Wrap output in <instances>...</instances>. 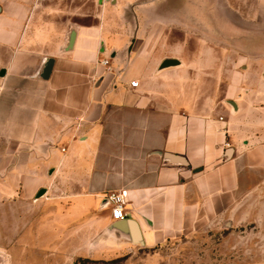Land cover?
I'll list each match as a JSON object with an SVG mask.
<instances>
[{
    "label": "crops",
    "instance_id": "crops-1",
    "mask_svg": "<svg viewBox=\"0 0 264 264\" xmlns=\"http://www.w3.org/2000/svg\"><path fill=\"white\" fill-rule=\"evenodd\" d=\"M229 5L0 0V264L26 250L28 206L53 196L84 215L76 240L94 230L104 253L175 246L198 264L221 253L204 249L213 232L264 228V0L258 44L219 62L210 46ZM117 192L122 221L107 205ZM234 257L264 264V250Z\"/></svg>",
    "mask_w": 264,
    "mask_h": 264
},
{
    "label": "rangeland",
    "instance_id": "rangeland-1",
    "mask_svg": "<svg viewBox=\"0 0 264 264\" xmlns=\"http://www.w3.org/2000/svg\"><path fill=\"white\" fill-rule=\"evenodd\" d=\"M228 2L230 5L227 9L235 10L234 14L229 13V17L233 16L234 21H229L228 25L223 21L218 22L219 32H214L217 41H213V46H210L219 62L230 61L232 56L238 59L245 54L243 52L245 46L258 44L259 31L256 21H253L257 0H228ZM231 24L234 28L241 29L240 32L226 30ZM188 35L189 49L196 48L200 40L197 38L199 36L194 33ZM202 43L211 45V42ZM203 45L202 49H204ZM231 46H235L236 52L232 51ZM211 63L214 65V62ZM63 202V198L53 196L42 201L36 211L28 206L26 250L24 245L15 243L10 249L11 264H180L179 250L175 246L157 252L132 248L116 254L104 253L94 244L98 239V233L94 230L86 233L88 238L85 243L82 239L77 241V237H82L84 215L79 211L66 212ZM99 211L100 209L96 210ZM54 224H56L55 228H53ZM73 232L75 237H72ZM243 237L250 239L244 241ZM210 241V244H204V249L209 247L216 249L218 245L221 253L212 254L210 258L204 257L198 261V264H244L247 261L234 260V255L246 254V252L257 255L259 251L264 250V228L252 224L244 228L221 229L211 234ZM107 248L111 250L113 246L108 245ZM199 248L201 249V245ZM84 249L88 252L83 255ZM203 256L207 255L204 253ZM249 263L258 264L259 261L256 259Z\"/></svg>",
    "mask_w": 264,
    "mask_h": 264
},
{
    "label": "built area",
    "instance_id": "built-area-1",
    "mask_svg": "<svg viewBox=\"0 0 264 264\" xmlns=\"http://www.w3.org/2000/svg\"><path fill=\"white\" fill-rule=\"evenodd\" d=\"M103 65L108 66L109 61L102 62ZM132 87H137L138 82L134 81L131 83ZM126 193L117 192L111 193L107 197L108 207L112 210V215L115 220H124L126 218L125 207H126Z\"/></svg>",
    "mask_w": 264,
    "mask_h": 264
},
{
    "label": "water",
    "instance_id": "water-1",
    "mask_svg": "<svg viewBox=\"0 0 264 264\" xmlns=\"http://www.w3.org/2000/svg\"><path fill=\"white\" fill-rule=\"evenodd\" d=\"M175 63H176V62H174V61H170V60H169V61H166L165 64H164V67L173 66ZM44 193H45L44 191L41 192V193L39 194V197H42V196L44 195ZM129 225L131 226V236H132V238H133V241H134V242H139V241H140V235H139L138 230H137L136 227H135L134 225H132L131 223H129ZM116 230L125 233L124 225H118V226L116 227Z\"/></svg>",
    "mask_w": 264,
    "mask_h": 264
},
{
    "label": "trees",
    "instance_id": "trees-1",
    "mask_svg": "<svg viewBox=\"0 0 264 264\" xmlns=\"http://www.w3.org/2000/svg\"><path fill=\"white\" fill-rule=\"evenodd\" d=\"M107 205H108V203H107Z\"/></svg>",
    "mask_w": 264,
    "mask_h": 264
}]
</instances>
